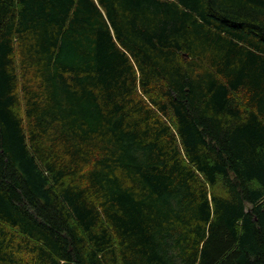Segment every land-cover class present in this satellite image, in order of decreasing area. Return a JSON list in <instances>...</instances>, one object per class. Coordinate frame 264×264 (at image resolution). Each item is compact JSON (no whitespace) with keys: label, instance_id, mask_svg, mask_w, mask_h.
<instances>
[{"label":"trees","instance_id":"obj_1","mask_svg":"<svg viewBox=\"0 0 264 264\" xmlns=\"http://www.w3.org/2000/svg\"><path fill=\"white\" fill-rule=\"evenodd\" d=\"M0 264H264V0H0Z\"/></svg>","mask_w":264,"mask_h":264}]
</instances>
